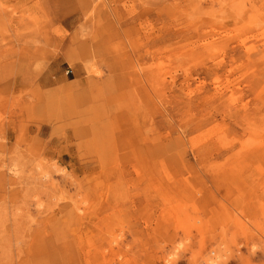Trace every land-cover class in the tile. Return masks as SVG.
Instances as JSON below:
<instances>
[{
	"label": "rangeland",
	"instance_id": "rangeland-1",
	"mask_svg": "<svg viewBox=\"0 0 264 264\" xmlns=\"http://www.w3.org/2000/svg\"><path fill=\"white\" fill-rule=\"evenodd\" d=\"M264 264V0H0V264Z\"/></svg>",
	"mask_w": 264,
	"mask_h": 264
},
{
	"label": "bare ground",
	"instance_id": "bare-ground-1",
	"mask_svg": "<svg viewBox=\"0 0 264 264\" xmlns=\"http://www.w3.org/2000/svg\"><path fill=\"white\" fill-rule=\"evenodd\" d=\"M215 263V260L211 259L208 264H214Z\"/></svg>",
	"mask_w": 264,
	"mask_h": 264
}]
</instances>
